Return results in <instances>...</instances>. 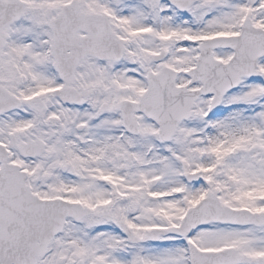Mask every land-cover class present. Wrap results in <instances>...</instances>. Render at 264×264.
Segmentation results:
<instances>
[{
    "label": "snow or ice",
    "instance_id": "1",
    "mask_svg": "<svg viewBox=\"0 0 264 264\" xmlns=\"http://www.w3.org/2000/svg\"><path fill=\"white\" fill-rule=\"evenodd\" d=\"M0 264H264V0H0Z\"/></svg>",
    "mask_w": 264,
    "mask_h": 264
}]
</instances>
